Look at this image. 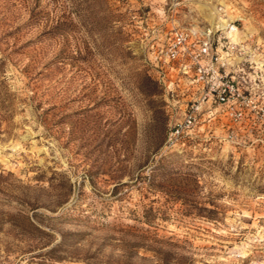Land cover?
Instances as JSON below:
<instances>
[{
	"label": "rangeland",
	"instance_id": "1",
	"mask_svg": "<svg viewBox=\"0 0 264 264\" xmlns=\"http://www.w3.org/2000/svg\"><path fill=\"white\" fill-rule=\"evenodd\" d=\"M229 22L264 47V0H0V264H264V104L165 149L149 64Z\"/></svg>",
	"mask_w": 264,
	"mask_h": 264
},
{
	"label": "built area",
	"instance_id": "2",
	"mask_svg": "<svg viewBox=\"0 0 264 264\" xmlns=\"http://www.w3.org/2000/svg\"><path fill=\"white\" fill-rule=\"evenodd\" d=\"M237 33L233 22L214 31L174 29L157 44L149 60L157 81L170 98L178 94L187 98L180 121L167 129L165 149L183 146L178 139L192 131L211 106L242 125L261 112L264 47L251 43L245 34L236 38ZM251 103L260 107H250ZM233 104L237 108L227 112L226 108Z\"/></svg>",
	"mask_w": 264,
	"mask_h": 264
},
{
	"label": "bare ground",
	"instance_id": "3",
	"mask_svg": "<svg viewBox=\"0 0 264 264\" xmlns=\"http://www.w3.org/2000/svg\"><path fill=\"white\" fill-rule=\"evenodd\" d=\"M220 24H223V23H220ZM223 27V26H222Z\"/></svg>",
	"mask_w": 264,
	"mask_h": 264
}]
</instances>
